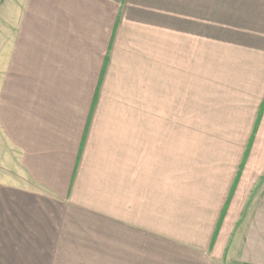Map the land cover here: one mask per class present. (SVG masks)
I'll use <instances>...</instances> for the list:
<instances>
[{"label":"crops","instance_id":"crops-1","mask_svg":"<svg viewBox=\"0 0 264 264\" xmlns=\"http://www.w3.org/2000/svg\"><path fill=\"white\" fill-rule=\"evenodd\" d=\"M0 264H264V0H2Z\"/></svg>","mask_w":264,"mask_h":264},{"label":"rangeland","instance_id":"rangeland-1","mask_svg":"<svg viewBox=\"0 0 264 264\" xmlns=\"http://www.w3.org/2000/svg\"><path fill=\"white\" fill-rule=\"evenodd\" d=\"M197 124V123H196ZM194 125H195V123H194Z\"/></svg>","mask_w":264,"mask_h":264},{"label":"trees","instance_id":"trees-1","mask_svg":"<svg viewBox=\"0 0 264 264\" xmlns=\"http://www.w3.org/2000/svg\"><path fill=\"white\" fill-rule=\"evenodd\" d=\"M2 0H0V2H1Z\"/></svg>","mask_w":264,"mask_h":264}]
</instances>
